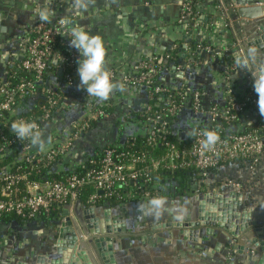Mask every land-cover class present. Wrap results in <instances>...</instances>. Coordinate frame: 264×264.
<instances>
[{
	"label": "crops",
	"instance_id": "1",
	"mask_svg": "<svg viewBox=\"0 0 264 264\" xmlns=\"http://www.w3.org/2000/svg\"><path fill=\"white\" fill-rule=\"evenodd\" d=\"M184 0H60L59 6L51 10L49 19L65 17L71 12L77 18L71 23L80 25L93 35L103 38L106 48V67L113 80L123 90L117 88L111 95L113 111L104 116L95 128L86 129L72 139L70 153L65 166L58 170L76 168L87 159L97 156L102 150L117 142L124 143L132 136L144 135L146 130L135 122L133 114L143 111L149 102L148 92L140 86L128 85L123 74L127 73L140 59L183 44L192 66L185 71L179 64H171L163 73V82L169 86L183 87L188 96L199 91L205 96L203 107L207 111L213 106H224L227 102L228 88L242 92L253 86L256 69L264 65V50L248 44L258 25L264 18L245 19L232 11L235 5L226 0H200L194 17L185 15ZM42 0H0V52L10 56L22 53L19 40L38 20L35 14L41 8ZM206 43L209 50L204 51L201 60L191 59V44ZM256 49V59L249 60L248 68L241 69L236 57H247L248 49ZM179 65V66H178ZM231 66V67H229ZM230 76L229 79H225ZM75 84L59 88L65 90L64 109L57 122L44 124L43 136L47 147L51 145L55 132L69 137L74 125L86 118L87 111L81 104L84 91L79 87V76L75 72ZM228 80V81H227ZM191 105L184 107L180 121L176 124L180 138H186L191 128L206 120L208 116L197 118ZM197 118V119H196ZM256 115L248 111L239 120L238 129L254 123ZM198 121V122H196ZM189 190L179 193L176 181L158 185L165 204L152 209L150 200L129 201L112 208L116 218L124 219L125 229L112 235L115 260L117 264H226L230 259L237 264H253L260 257L261 250L249 243L250 235H241L238 245L243 246L242 254L237 253L236 244L231 241L229 232L214 228L212 235L200 232V241L193 242L176 227L155 228L158 224L170 221L173 215L185 217L196 211L195 195L198 189L244 192L245 203L249 205L252 217L264 224V175L254 177L249 168L242 165L224 166L212 174L207 185L197 182L189 184ZM197 187V189H195ZM249 196V199L247 197ZM105 208L97 214L102 217ZM69 215L77 220L79 208L74 203L69 207ZM61 221L64 218L61 213ZM77 226V221H76ZM75 226V227H76ZM83 246L94 264H102L93 241L87 240L84 231ZM79 235V234H78ZM57 234L44 225L25 226L13 222L0 223V264H37L38 255L59 257ZM79 237H81L79 235ZM84 242V243H85ZM236 252V255L232 254Z\"/></svg>",
	"mask_w": 264,
	"mask_h": 264
},
{
	"label": "built area",
	"instance_id": "2",
	"mask_svg": "<svg viewBox=\"0 0 264 264\" xmlns=\"http://www.w3.org/2000/svg\"><path fill=\"white\" fill-rule=\"evenodd\" d=\"M59 2L60 0H42L41 5L53 10L59 6ZM39 9L37 8L35 11L37 17ZM190 10L189 0H184L183 11L185 15L191 16ZM76 18L77 13L73 11L68 16H58L55 19H49L48 22H41L38 19L35 25L19 40L22 53L8 56L0 52V139L4 141V144L0 146V158L12 153L13 149H7V146L16 143L18 150L17 160L0 169V217L10 213L22 217H35L42 212L51 213L69 209L71 205L76 203L79 191L84 186H92L97 191V193L92 194V200L98 199L100 193L110 197L117 192L115 187L118 185L129 187L126 194L128 198L139 197L140 200H151L159 195L158 192L143 189L138 193L133 191L132 186H138L139 181H150L153 175L160 170L176 171L193 168L201 170L203 175L207 177L206 171L208 169L218 168L223 163L243 158L251 159L248 164L251 175L254 177L264 175V124L262 125V132L257 128H252L253 123L247 127H242L241 130L238 129V124H234L248 111L256 115L254 123L258 121L260 114L257 104L258 95L254 91V87L250 86L242 92L229 87L226 104L213 106L207 111L204 109L201 100L202 93L199 91L192 93V111L197 114V118L205 114L208 118L202 119L200 122L196 121L198 123L191 130L193 135L188 143H174L167 139V135H172L173 131L168 126L166 113L153 112L150 101L156 95H160L157 99L161 105H166L168 113L172 116H179L184 107L175 102L172 94L182 95L184 88L169 86L163 82L162 73H164L165 62L159 58L163 53H155L140 59L127 73L123 74L124 81L128 85L140 86L148 92L149 102L143 111L148 114L153 113L145 124L150 148L138 154L115 153V149L107 148L101 160L92 162L97 166L94 165L81 175L71 174L61 179L43 181L32 179L34 173L42 171L35 164L41 154L45 155L44 165L55 161L58 157L65 159L70 153L71 140L88 129L89 120L107 115L103 107L109 104L108 100L101 102L95 97H88L84 90L80 100L82 106L86 104L83 106L87 111L86 118L74 125L68 138L62 137L59 132H55L52 144L44 151L31 146L27 139L19 140L10 130L11 123L21 119L27 122H35L41 132H43L45 123H55L60 120L59 117L65 104L61 106L59 103L65 101L63 99H66V94L65 90L59 88V84L64 83L66 87L75 84L74 78L67 72V69L74 67L79 58V53L70 46L67 34L71 28V23ZM57 44L65 47L66 54L61 50H56ZM209 48L206 45L202 49L208 51ZM49 61L58 71L53 73L50 80H45L43 73ZM8 65H17L32 71L35 79L23 78L11 87V83L8 81ZM179 65V68L185 71L192 66V62L185 58ZM60 69L62 70L61 75H59ZM159 74L162 75L159 76ZM155 78L158 81L160 79L159 85L150 91L148 85L155 81ZM229 78L230 76L225 79ZM36 85L44 86L42 97L45 98L47 104L43 108V115L32 119L21 115L22 112L18 110V100L26 93L32 94L35 99L41 97L40 93L35 90ZM163 94L169 95L167 97L161 96ZM223 124H226L227 127L224 128ZM205 129L214 130L219 136L216 145L209 150H204L201 147ZM9 132L12 137H9ZM157 137L161 138L160 145L163 147L161 154L153 152ZM21 162L29 164L30 169L24 171L22 165L19 164ZM58 166H56V171H59ZM208 179L209 177L205 179L206 183ZM152 187L155 189L156 185Z\"/></svg>",
	"mask_w": 264,
	"mask_h": 264
},
{
	"label": "trees",
	"instance_id": "3",
	"mask_svg": "<svg viewBox=\"0 0 264 264\" xmlns=\"http://www.w3.org/2000/svg\"><path fill=\"white\" fill-rule=\"evenodd\" d=\"M190 5H191V10H190V14L192 17L195 16L196 14V6L197 4L200 2V0H189ZM191 45V59L193 60H201L202 57V53L205 51L204 48L206 46V43H196V42H192L190 43ZM201 46V47H199ZM56 50H61L64 52V54H66L65 51V47L57 44L56 45ZM188 55L185 54V51H183V44L179 43L174 49L171 50H165L163 52V55L160 56L159 58L162 59V62H165V67L163 68V71H165L167 69V67L171 64H179L181 62H183L185 60V58H187ZM144 59V58H142ZM231 67V66H229ZM7 70H8V81L11 83V87L14 86L15 84H17L20 79H29V80H34V73L32 71H28L24 68L18 67L17 65L14 66H7ZM77 70V62L75 63L73 68L67 69V72L75 79V72ZM55 71H58L57 68L51 63V61L48 62V66L46 68V70L43 73V79L45 80H50L53 76V73H55ZM163 74V73H162ZM162 74H159L162 75ZM160 81V79H159ZM159 81L158 79L155 81H153L150 85H148V89L150 91H153L158 85H159ZM49 87V86H48ZM44 88V86L42 85H36L35 90L36 92H39L41 97H39L38 99L33 98L32 94L30 93H26L21 99L18 100V110H20L22 113L21 115L26 116V117H30L32 119H36L38 117H41L44 113L43 108L44 106L47 104L45 98H43V94H42V89ZM167 95L169 94H163L161 96H165L167 97ZM160 96V95H159ZM158 95L155 96V98H153L150 103L152 105V109L153 112L155 111H159V113H166V118L168 120L169 123V128L171 127L173 134L172 135H167V139L174 142V143H188L190 141V139L192 138L193 132L191 131L188 136L186 138H180L179 136V129H177L176 124L180 121L181 115L179 116H172L168 113L167 111V107L166 105H161V102L158 101L157 97L159 98ZM173 99L175 100V102L177 104H179L181 107H186L191 105V99L193 100V95L188 96L186 89L184 88L182 90V95H176V94H172ZM63 98H65V96H63ZM184 98V99H183ZM205 98V96H203V94L201 95V100L202 102L204 101L203 99ZM65 100V99H63ZM108 105L103 107L105 108V112L106 114H110L113 111V104H112V99H108ZM62 104H64V101H61L59 103V105L62 106ZM84 106L86 104H83ZM221 108V107H218ZM153 114V113H151ZM151 114H148L144 111L139 112V113H135L133 114V118L135 119V122H138L140 124L141 127H143L146 130V121L149 118V116ZM98 118V119H91L89 120V127L88 129H92L95 128L100 120L102 119ZM234 124H239V120H236L234 122ZM264 124V115L259 114V118L258 121H256L255 123L252 124V128H257L259 131L262 132V125ZM224 128L227 127L226 124H223ZM43 129H44V125H43ZM193 128H191L192 130ZM9 137H12L11 133L9 132ZM148 135L145 133L144 135H138V136H132L128 139H126V141L124 143H120L117 142L115 144H111L109 146H107L105 149L107 148H112L115 149V153H130V154H138L141 151H144L146 149H149L150 146L148 145ZM156 142L154 144V150L153 152H155V154H161L163 152V147L162 145H160V137L156 138ZM4 144V141H2L0 139V146ZM13 149L12 153L9 155H5L4 157L0 158V169H2L6 164L8 163H13L14 161L17 160L18 156V150H17V144L14 143V145L12 146H7V149ZM104 150H102V152H100L97 156H94L92 158L87 159V161L83 164H81L80 166L76 167V168H68L62 171H56V166L58 165H62L65 166V160L62 158H56L55 161L51 162V163H47L46 165H44L45 163V155L41 154L39 156V160L36 161V165L42 170L40 173H34L32 175V179H35L37 181H43L46 179H61L64 178L67 175H71V174H75V175H81L83 173H85L86 171H88L91 167H93L94 165L97 166V164H93V161L98 162L99 160L102 159L103 155H104ZM251 161V159H243V158H237L234 159L233 161H230L228 163H223L220 167L218 168H211L208 169L207 172V177L203 175L201 170L198 169H181V170H176V171H167V170H160L157 173H155L152 177V179L148 182H144V181H139L138 186H132L133 191L134 192H140L141 190H150L151 192H158V194L160 195V189L158 188L159 183L161 182V179H163L165 182H172V181H176L177 184L179 185V193H182L185 189L189 190V184L191 182H197L200 185H207L205 179L206 178H210V176L212 174H216L218 173V170L224 166H229V165H244L249 167V162ZM20 165H22V169L24 171H28L30 169L29 164L27 163H19ZM18 164V165H19ZM153 185H156L155 189L152 187ZM208 187V186H207ZM206 187V188H207ZM205 188V187H204ZM129 189L124 187V186H116L115 190L117 191L116 193H114L113 195H111L110 197H106L104 195V193H100L99 194V198L96 200H92L91 196L93 193H97V191L95 190L94 187L92 186H84L83 188H81V190L79 191V195H78V202H81L82 207H89V206H95L97 208H106V207H115L121 204H125L129 201H139L140 198L139 197H135V198H128L126 197L127 194V190ZM76 201V202H77ZM62 211L57 210V211H53L51 213H39L37 216L35 217H22L20 215H16L13 213L10 214H4L0 217V223L2 224H10V223H17L18 225L21 226H25L28 224H40V225H44L45 227L51 229V230H56L57 227V222L61 219V214Z\"/></svg>",
	"mask_w": 264,
	"mask_h": 264
},
{
	"label": "water",
	"instance_id": "4",
	"mask_svg": "<svg viewBox=\"0 0 264 264\" xmlns=\"http://www.w3.org/2000/svg\"><path fill=\"white\" fill-rule=\"evenodd\" d=\"M236 8L232 11L245 19L264 18V0H226ZM248 44L255 46L259 50H264V21L258 25L253 37L249 38ZM257 76L264 74V65L256 69ZM62 70H59V75ZM197 189V187L195 188ZM244 192L230 191L225 193L218 189H198L195 195L197 205L195 215H185L182 219H177L179 215H173L172 219L166 223L158 224L155 228H178L187 238L193 242L200 241L201 229H205L206 235H212L214 228H219L229 232L231 241L236 244V251L243 253L244 247L238 245L241 235L249 234V243L256 245L261 250V255L253 261V264H264V224L253 219L249 205L245 203ZM249 199V196L247 197ZM78 204L79 212L76 221L70 217L68 209L62 210L63 220L57 222L56 245L59 257H51L41 254L37 256V264H94L91 257L83 248L81 243L84 231L87 240L93 241L99 260L102 264H117L115 260L112 235L115 231L125 229L124 219L116 218L112 214V208L106 207L103 216L97 214L99 208L94 206L82 207ZM76 226V227H75ZM81 237H79V235ZM85 242V243H84ZM236 255V252L232 254ZM20 264H26L20 262ZM226 264H237L230 259Z\"/></svg>",
	"mask_w": 264,
	"mask_h": 264
},
{
	"label": "clouds",
	"instance_id": "5",
	"mask_svg": "<svg viewBox=\"0 0 264 264\" xmlns=\"http://www.w3.org/2000/svg\"><path fill=\"white\" fill-rule=\"evenodd\" d=\"M38 19L41 22H48L52 15L48 7H41L38 12ZM67 36L69 44L79 53L77 60V74L79 76V87L83 88L88 97H95L99 101H106L110 95L119 88L123 90L122 84H117L106 67V48L104 40L99 35H93L80 25H73ZM256 59V49L249 48L248 55L245 58L236 57V63L241 65V69L248 68L249 60ZM254 76V91L258 95V109L261 115H264V74ZM10 130L15 136L23 141L28 140L33 147L44 151L46 147L45 138L40 130H38L35 122H27L25 120L13 121ZM203 141L201 147L204 150L212 149L219 140L218 134L214 130L205 129L203 131ZM152 209L159 210L164 204L163 198H152L149 202ZM178 220L182 216L176 217Z\"/></svg>",
	"mask_w": 264,
	"mask_h": 264
},
{
	"label": "rangeland",
	"instance_id": "6",
	"mask_svg": "<svg viewBox=\"0 0 264 264\" xmlns=\"http://www.w3.org/2000/svg\"><path fill=\"white\" fill-rule=\"evenodd\" d=\"M257 31V30H256ZM197 206V205H196ZM56 239V238H55Z\"/></svg>",
	"mask_w": 264,
	"mask_h": 264
}]
</instances>
